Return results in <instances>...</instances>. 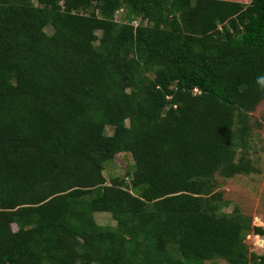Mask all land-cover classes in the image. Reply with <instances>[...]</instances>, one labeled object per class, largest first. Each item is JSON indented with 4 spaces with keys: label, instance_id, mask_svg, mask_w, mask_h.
I'll use <instances>...</instances> for the list:
<instances>
[{
    "label": "trees",
    "instance_id": "1",
    "mask_svg": "<svg viewBox=\"0 0 264 264\" xmlns=\"http://www.w3.org/2000/svg\"><path fill=\"white\" fill-rule=\"evenodd\" d=\"M261 77L264 0H0V264H264L200 198L251 172L231 125Z\"/></svg>",
    "mask_w": 264,
    "mask_h": 264
},
{
    "label": "rangeland",
    "instance_id": "2",
    "mask_svg": "<svg viewBox=\"0 0 264 264\" xmlns=\"http://www.w3.org/2000/svg\"><path fill=\"white\" fill-rule=\"evenodd\" d=\"M33 3L35 4L34 1ZM162 6L164 10L169 7L165 2ZM44 31L47 34L51 33L49 27ZM96 34L98 35L99 32ZM231 128L234 136L229 162L234 164L242 159L252 170L248 173L223 175L218 170L221 167L219 165L211 178L210 191L200 198L205 200L209 214H238L246 219L249 229L243 232L242 245L247 252L259 255L264 249V99L250 112L235 111ZM103 132L105 135H110L112 128L106 126ZM131 166L132 160L128 154H116L110 161L104 163L101 175L106 183L113 177L121 178L126 182L125 178H128L127 172L130 171ZM89 196L90 193L84 198ZM92 217L100 228L110 229L114 226V221L108 213L94 212ZM253 227L261 228L262 234H254ZM10 228L14 231L16 225L10 223ZM168 249L175 257H179L176 244H170ZM203 264L226 263L222 259L215 258L204 261Z\"/></svg>",
    "mask_w": 264,
    "mask_h": 264
},
{
    "label": "built area",
    "instance_id": "3",
    "mask_svg": "<svg viewBox=\"0 0 264 264\" xmlns=\"http://www.w3.org/2000/svg\"><path fill=\"white\" fill-rule=\"evenodd\" d=\"M121 14H122V9H121V8L116 9V10L113 12V18H112L113 21H114V22H118L119 19H120V17H121ZM129 24H130L131 26L135 27V25H136V21H135V20H132V21L129 22ZM193 92H195V90H193Z\"/></svg>",
    "mask_w": 264,
    "mask_h": 264
},
{
    "label": "clouds",
    "instance_id": "4",
    "mask_svg": "<svg viewBox=\"0 0 264 264\" xmlns=\"http://www.w3.org/2000/svg\"><path fill=\"white\" fill-rule=\"evenodd\" d=\"M260 82H261V83H264V77H261V78H260Z\"/></svg>",
    "mask_w": 264,
    "mask_h": 264
}]
</instances>
